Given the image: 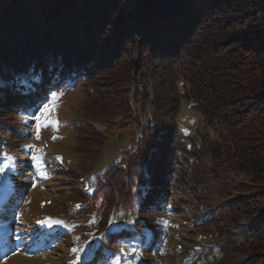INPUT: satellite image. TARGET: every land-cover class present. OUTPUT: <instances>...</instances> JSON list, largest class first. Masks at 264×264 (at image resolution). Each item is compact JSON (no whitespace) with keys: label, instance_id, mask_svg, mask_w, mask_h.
<instances>
[{"label":"trees","instance_id":"1","mask_svg":"<svg viewBox=\"0 0 264 264\" xmlns=\"http://www.w3.org/2000/svg\"><path fill=\"white\" fill-rule=\"evenodd\" d=\"M27 75L47 93L85 90L90 119L139 128L123 164L77 195V238L101 233L88 262L124 253L141 230L157 237L160 208L171 204L208 232L193 246L210 255L204 264H264V0H0V161L15 117L39 97L21 84ZM181 98L211 129L210 143L179 130ZM74 130L87 159L111 131L89 122ZM197 169L219 202H204ZM67 243L83 250L74 236Z\"/></svg>","mask_w":264,"mask_h":264},{"label":"rangeland","instance_id":"2","mask_svg":"<svg viewBox=\"0 0 264 264\" xmlns=\"http://www.w3.org/2000/svg\"><path fill=\"white\" fill-rule=\"evenodd\" d=\"M37 82V77L31 75L21 79L23 86L31 91L37 90L41 95L39 101L34 99L27 109L23 108L15 117L17 125L11 136V148L4 155V160L0 161V164H8L5 171L0 173V228L11 229L13 236L12 244H9L5 252L8 259L0 264H66L77 262L80 257L85 256L94 247L101 233L95 231L92 234L96 237H92L90 233L89 237L79 240V229L68 228L71 223L69 217L77 209L76 205L81 204L77 195L92 193L99 176L111 166H121L139 135V128L135 124L120 118L109 123L88 118L84 113L85 90L71 89L64 84L63 90L49 91L47 98L45 92L38 90ZM53 91L62 93L55 102V110L49 116V119L59 121V127L54 129L51 125L42 126L40 138L37 139L35 117L39 115L40 108L49 102ZM179 91H182L180 87ZM190 105V100L180 99L177 126L195 144L198 145L199 139L208 144L214 134ZM147 117L141 118L142 125ZM86 122L99 130L107 127L111 129L107 134L106 146L97 158L87 159L78 151L74 127ZM53 136L57 139H53ZM28 145L33 147L29 148ZM32 156L40 158L42 168L31 159ZM7 157L12 159L7 160ZM203 161L206 163L207 159ZM41 171L47 175H41ZM195 179L199 189L210 190V193H205L207 196L204 202H219L215 182L208 176V171L197 169ZM9 191L13 193V197ZM5 200L8 203L3 204ZM182 218L180 214H176L171 204L162 205L157 217V223L161 226L159 236L152 239L149 232L141 230L132 246L133 250L124 255L117 253L108 262L100 259L102 262L94 264H113L114 260L117 264H204V256L211 258L210 255L206 252L195 253L193 246L198 241L201 244L207 243L205 234L208 232L191 229L183 223ZM54 232L56 235L52 239L50 236ZM73 236L84 251H71L67 242ZM184 238H192L193 242ZM72 254H76L75 258ZM243 258L244 256L236 257L232 262L238 263Z\"/></svg>","mask_w":264,"mask_h":264},{"label":"snow or ice","instance_id":"3","mask_svg":"<svg viewBox=\"0 0 264 264\" xmlns=\"http://www.w3.org/2000/svg\"><path fill=\"white\" fill-rule=\"evenodd\" d=\"M62 95V93H57L55 91L50 93L49 102L45 103L39 110V115L35 117L37 120L36 125V138L39 139V133L42 126H48L51 125L54 129H57L59 127V121L54 119H49V116L53 113L55 110V102L59 99V96ZM51 105V106H50ZM53 139H57V137L53 136ZM27 147L32 148V145H28ZM12 157H7V160H11ZM31 159L38 165L39 168H42L43 165L39 164L40 158L37 156H32ZM59 159V157H57ZM8 167V164L5 162L3 164H0V173H3L5 169ZM41 175H47L45 172L41 171ZM35 187V185H33ZM43 206V205H42ZM77 208L81 207V205H76ZM55 223H63L62 221H55ZM166 223V222H165ZM71 251L76 252L77 249L73 248ZM124 249H121V252H123ZM118 260V258H117ZM113 264H117V261L114 260Z\"/></svg>","mask_w":264,"mask_h":264},{"label":"bare ground","instance_id":"4","mask_svg":"<svg viewBox=\"0 0 264 264\" xmlns=\"http://www.w3.org/2000/svg\"><path fill=\"white\" fill-rule=\"evenodd\" d=\"M3 238H5V237H3Z\"/></svg>","mask_w":264,"mask_h":264}]
</instances>
